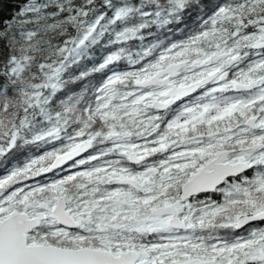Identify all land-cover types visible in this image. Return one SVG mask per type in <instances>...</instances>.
Instances as JSON below:
<instances>
[{
  "label": "snow or ice",
  "instance_id": "snow-or-ice-1",
  "mask_svg": "<svg viewBox=\"0 0 264 264\" xmlns=\"http://www.w3.org/2000/svg\"><path fill=\"white\" fill-rule=\"evenodd\" d=\"M0 264H264V0H0Z\"/></svg>",
  "mask_w": 264,
  "mask_h": 264
},
{
  "label": "trees",
  "instance_id": "trees-1",
  "mask_svg": "<svg viewBox=\"0 0 264 264\" xmlns=\"http://www.w3.org/2000/svg\"><path fill=\"white\" fill-rule=\"evenodd\" d=\"M97 78H99V77H97Z\"/></svg>",
  "mask_w": 264,
  "mask_h": 264
}]
</instances>
